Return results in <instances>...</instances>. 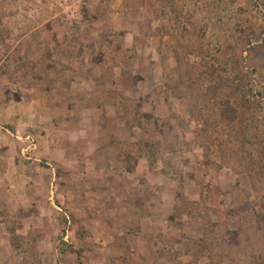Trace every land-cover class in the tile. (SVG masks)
Segmentation results:
<instances>
[{
	"label": "rangeland",
	"instance_id": "obj_1",
	"mask_svg": "<svg viewBox=\"0 0 264 264\" xmlns=\"http://www.w3.org/2000/svg\"><path fill=\"white\" fill-rule=\"evenodd\" d=\"M230 4L0 0V264H78L66 246L264 264V190L201 137V59L177 25L193 7L207 47L241 52L264 117V0Z\"/></svg>",
	"mask_w": 264,
	"mask_h": 264
},
{
	"label": "trees",
	"instance_id": "obj_2",
	"mask_svg": "<svg viewBox=\"0 0 264 264\" xmlns=\"http://www.w3.org/2000/svg\"><path fill=\"white\" fill-rule=\"evenodd\" d=\"M226 1L235 5L240 0ZM194 11L195 8L183 5L178 13L182 21L178 20L177 25L185 37L194 40L193 52L201 59L199 74L194 75L201 85L198 97L201 137L212 141L225 166L245 176L255 191L263 192L264 117L255 79L244 69L241 52L236 47L222 45L213 51L206 46L203 30L196 32L192 27ZM12 235L15 236L14 231ZM67 252L76 255L78 264H84L80 250L66 246L62 253Z\"/></svg>",
	"mask_w": 264,
	"mask_h": 264
}]
</instances>
